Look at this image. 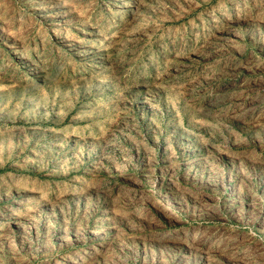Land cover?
Masks as SVG:
<instances>
[{"label":"rangeland","instance_id":"374dc122","mask_svg":"<svg viewBox=\"0 0 264 264\" xmlns=\"http://www.w3.org/2000/svg\"><path fill=\"white\" fill-rule=\"evenodd\" d=\"M0 264H264V0H0Z\"/></svg>","mask_w":264,"mask_h":264}]
</instances>
